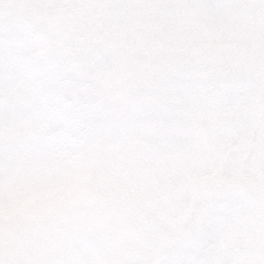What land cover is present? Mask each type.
Instances as JSON below:
<instances>
[{
  "label": "snow or ice",
  "instance_id": "1",
  "mask_svg": "<svg viewBox=\"0 0 264 264\" xmlns=\"http://www.w3.org/2000/svg\"><path fill=\"white\" fill-rule=\"evenodd\" d=\"M0 264H264V0H0Z\"/></svg>",
  "mask_w": 264,
  "mask_h": 264
}]
</instances>
